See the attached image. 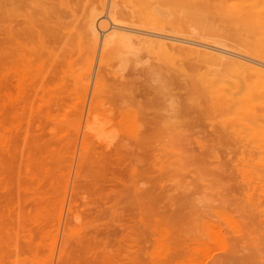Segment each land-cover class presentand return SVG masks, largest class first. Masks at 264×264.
<instances>
[{
	"label": "rangeland",
	"instance_id": "1",
	"mask_svg": "<svg viewBox=\"0 0 264 264\" xmlns=\"http://www.w3.org/2000/svg\"><path fill=\"white\" fill-rule=\"evenodd\" d=\"M90 1L99 24L111 10L135 16L100 27L91 68L83 30L62 45L81 54L67 79L52 57L33 77L12 73L6 99L0 65V264H264V75L252 68L264 70V0ZM53 35L48 54H63Z\"/></svg>",
	"mask_w": 264,
	"mask_h": 264
},
{
	"label": "bare ground",
	"instance_id": "2",
	"mask_svg": "<svg viewBox=\"0 0 264 264\" xmlns=\"http://www.w3.org/2000/svg\"><path fill=\"white\" fill-rule=\"evenodd\" d=\"M90 1V0H89ZM92 1V0H91ZM90 1V2H91ZM117 2H120V1H117ZM89 2L87 3V0H2V8H1V10H2V12L0 13V14H2L1 16V19L0 20H2L1 21V25H0V28L2 29V35H3V39H4V51H2V53L3 54H1L2 55V59H1V63H0V65H2V69H3V73H2V90L4 91V93H5V95H6V97H8V98H6V99H11V97H10V94H9V91H10V88H11V90H12V86L10 87V76H11V74L12 73H15V74H20V73H22L23 74V76L25 75V76H29V77H33V76H35V75H37L38 73H40V72H42V71H45L44 69V67H46V65H48V63L52 60L51 58L52 57H56V58H54V62L52 63V67H51V69H50V72L53 74V78H54V76H55V78H58V79H67L68 78V75H69V77L70 76H74V74H73V71H72V69H73V67H74V65H75V62H76V60H77V58L75 57L76 55H79V59H80V55L81 54H74L75 53V51H73V54H70L69 52L67 53V51L66 50H68V48L66 49V47L64 46V48L62 47V45H63V43L65 42L66 44H68V45H70L71 43H72V41H71V34H73V32H74V34H73V38H74V40L77 38V32L76 31H80V30H83V34H84V32L87 34V36L89 37V39H90V41L92 42V46H93V54H90V57H91V64H90V68H91V66H92V63L94 62V59L96 58V56H97V54L96 53H98V52H96V51H98L97 50V48H98V44H100V40H101V36H100V29L102 28V27H107V26H109V22L108 21H112V23L114 24V26L115 27H113V28H121V27H123V29H124V27L126 26V28H127V26H129V24H127L126 23V25H124V19H125V21H128V22H130L131 20H133V19H130L129 17H131L132 15H130L129 16V14H132V13H128L127 11V13H126V16H124L123 14H121V13H118V11L116 10V11H114V10H111V11H109V14H107L108 16H105L104 14V16L106 17V18H104L105 20L102 22V23H98V21H97V19H99L98 17H99V15H101L102 14V12L100 11V12H96V11H93L94 10V8H92V9H90V10H92V11H89ZM231 4H233V3H231ZM107 6V5H106ZM233 6V5H232ZM92 7V6H91ZM146 7H148V8H150V4H149V2H145V1H143V2H141L140 3V5H139V9L140 10H143V9H145ZM157 6H153V8H155V9H157L156 8ZM107 8V7H106ZM159 8V7H158ZM212 8V7H211ZM104 9V8H103ZM98 10V9H97ZM105 10V9H104ZM125 9H122L121 11H124ZM160 10V9H159ZM164 11V10H163ZM155 12V11H154ZM104 13V12H103ZM107 13V12H106ZM156 13V12H155ZM164 13V12H163ZM123 15L124 16V19H123V17L121 16V15ZM128 14V15H127ZM127 16H128V18H129V20H127ZM134 16V15H133ZM132 16V17H133ZM101 17V16H100ZM135 17V16H134ZM108 19H110V20H108ZM100 21V20H99ZM123 21V22H122ZM135 21H141L142 23V25L145 23V20H142V19H135ZM193 21V20H192ZM133 22H134V20H133ZM132 21H131V23H133ZM136 23V22H135ZM151 23L154 25H157V20L155 21V22H153V20L151 21ZM196 23V22H195ZM197 25V24H196ZM101 27V28H100ZM131 27V26H130ZM116 28V29H117ZM159 28V27H158ZM0 29V30H1ZM62 29H66L67 30V32L65 33V32H63L62 31ZM103 29V28H102ZM131 29V28H130ZM141 29V28H140ZM196 29V28H195ZM58 30H60L59 31V33H62V35L60 34L59 35V33H58ZM104 30V29H103ZM122 30V29H121ZM125 30V29H124ZM132 31H134V32H141V30H138V29H131ZM111 31H112V29H111ZM131 31V32H132ZM130 32V31H129ZM54 33H57V34H54ZM76 33V34H75ZM80 33V32H79ZM113 33V32H112ZM54 34V35H53ZM65 34H67L66 36H67V39L65 38V39H63L64 38V35ZM82 34V35H83ZM133 34H135V33H133ZM155 34H157V33H155ZM52 35H53V37L56 35V37H57V35H58V38H59V40H61V42H62V44H60V45H58V43H61V42H59V40H58V38H57V41H58V43H57V45H56V47H57V49H58V47H59V49H60V53H63V54H48V52H53V50H54V46H55V44L54 43H56V39H51L52 38ZM68 35H71L70 37H69V39H68ZM74 35H76V36H74ZM109 35V34H108ZM46 36H48V38H50V39H46V40H48L49 41V43L51 44H48V46L45 48L43 45H42V42H43V39L46 37ZM59 36H63V38L61 39ZM110 36V35H109ZM159 36V35H158ZM158 36H156V37H158ZM56 37H54V38H56ZM76 37V38H75ZM161 36H159V38H160ZM163 37V36H162ZM106 38V37H105ZM1 39V38H0ZM54 40H55V42H54ZM63 40H66V41H63ZM68 40V41H67ZM84 40H85V38H84ZM134 40V39H133ZM133 40H132V42H133ZM141 40V39H140ZM139 40V41H140ZM87 41V40H86ZM167 41V40H166ZM177 41H179V40H177ZM69 42V43H68ZM85 42V41H84ZM137 42V41H136ZM142 42V41H141ZM181 42V41H180ZM187 42V41H186ZM105 43V42H104ZM126 43V42H125ZM124 43V44H125ZM138 43V42H137ZM137 43H135V44H137ZM156 48H154L155 49V51L154 52H157L158 54H160V53H164V52H166L167 50H168V47H167V43H165L164 41H162V39H159V40H157L156 42ZM101 44H103V43H101ZM106 44V43H105ZM105 44H103L102 46L103 47H101L102 48V50H100L101 51V63H99V70H98V75L99 74H101V72H104V71H102V69H103V66L105 65V63L107 62V61H104V59L106 60V58H105V56L109 53V51L106 49V47H104V45ZM189 44V43H188ZM44 45H46V44H44ZM109 45V44H108ZM128 45H133L134 47L136 46V45H134V44H131V43H129ZM190 45V44H189ZM84 46V45H83ZM196 46V45H195ZM127 47V46H126ZM86 48V47H85ZM112 48V47H111ZM138 48H142V46L140 47H138V46H136V48H135V50H137ZM243 48V47H242ZM2 49H3V47H2ZM58 49V50H59ZM65 49V50H64ZM134 49V48H133ZM143 49V48H142ZM219 49V48H218ZM63 50H64V52H66V54H64V52H63ZM113 50V49H112ZM111 49H110V51H112ZM139 50V49H138ZM137 50V51H138ZM76 51H77V49H76ZM133 52H134V50H132ZM131 51V52H132ZM137 51H135V54H134V56H136L137 57V55H136V53H137ZM142 51V50H141ZM189 51V50H188ZM214 51V50H213ZM87 52V51H86ZM113 52V51H112ZM111 52V53H112ZM47 53V54H46ZM57 53V52H56ZM72 53V52H71ZM77 53V52H76ZM202 53V52H201ZM237 53H239V52H237ZM83 54V53H82ZM99 54V53H98ZM110 54V53H109ZM119 54H121V52L119 53ZM127 54V53H126ZM140 54H141V52H140ZM140 54H138V56H140ZM204 54H206V53H204ZM242 54V53H241ZM113 55V54H112ZM125 55V54H124ZM99 56V55H98ZM109 55H107L106 57H108ZM120 56V55H119ZM160 56V55H159ZM202 56H204V55H201L200 57H202ZM113 57V56H112ZM111 57V58H112ZM144 57V56H143ZM149 57V56H148ZM82 58V57H81ZM121 58V57H120ZM131 57H129V60H132L133 58H131ZM139 58H142V57H139ZM151 58V57H150ZM203 58V57H202ZM214 58V57H213ZM50 59V60H49ZM78 59V60H79ZM123 59V58H122ZM136 59V58H135ZM135 59H133V60H135ZM143 59V58H142ZM145 59H146V57H145ZM81 60V59H80ZM87 60V59H86ZM128 60V61H129ZM53 61V60H52ZM99 61V60H98ZM105 62V63H103V66H101L102 65V62ZM121 61H123V60H121ZM139 61H141V59L139 60ZM146 61V60H145ZM229 61V63H231L232 65H234V66H237V65H240L241 63L239 62V61H237V60H235V59H229L228 60ZM126 62V61H125ZM135 62V61H134ZM142 62V61H141ZM140 62V63H141ZM153 62H154V60H153ZM162 62V61H161ZM227 62V61H226ZM124 62H122V64H123ZM143 63H144V61H143ZM158 63V62H157ZM128 64V63H127ZM130 64H131V67H132V63H131V61H130ZM148 64V63H147ZM150 64H152V62H150ZM156 64V63H155ZM114 65V64H113ZM136 65H139V64H137V62H136ZM154 65V64H153ZM168 65V64H167ZM76 66V65H75ZM98 66V65H97ZM143 66V65H142ZM147 66V65H146ZM50 67V66H49ZM129 67V66H128ZM140 67V66H139ZM138 67V68H139ZM148 67V66H147ZM159 67H161L160 66V64H159ZM166 67V66H165ZM47 68V67H46ZM76 68V67H75ZM94 68V67H93ZM105 68V67H104ZM133 68V67H132ZM137 68V69H138ZM188 68V67H187ZM253 68V70L255 71L254 72V74L255 73H260V75L262 74V76L264 75V70H262L260 67H252ZM1 69V68H0ZM78 69V68H77ZM97 69V68H96ZM133 69H135V68H133ZM133 69L131 70V71H133ZM140 69V68H139ZM162 69V68H161ZM250 69V68H249ZM104 70V69H103ZM128 70V69H127ZM147 70V69H146ZM149 70V69H148ZM153 70H158L157 68L156 69H153ZM159 70H160V68H159ZM162 70H164V68L162 69ZM177 70V69H176ZM123 71H125V70H123ZM72 73V75H71V73ZM156 72V71H155ZM160 72H162V71H160ZM69 73V74H68ZM75 73V72H74ZM93 73V72H92ZM126 73V72H125ZM146 73V72H145ZM156 73H158V72H156ZM218 73V72H217ZM88 74V73H87ZM104 74H105V72H104ZM128 74H133L132 72L131 73H128ZM128 74H126L127 76H128ZM135 74H137V72L135 73ZM141 74V73H140ZM151 74H153V73H151ZM155 74V73H154ZM163 74H165V73H162V75ZM102 75V74H101ZM106 75V74H105ZM125 75V74H124ZM143 75V74H142ZM145 75V74H144ZM159 75V74H158ZM161 75V76H162ZM187 75V74H186ZM258 75V74H257ZM50 76H51V74H50ZM132 76V75H131ZM146 76V75H145ZM42 77V76H41ZM52 77V76H51ZM83 77V76H82ZM81 77V78H82ZM99 78H100V76H98ZM102 77V76H101ZM105 77V76H104ZM106 77H107V75H106ZM126 77V76H125ZM223 77V76H222ZM48 78V77H47ZM54 78V79H55ZM130 78V76H128V78H127V82H128V79ZM52 79V78H51ZM110 79V78H109ZM108 79V80H109ZM117 79H119V78H117ZM133 79V78H132ZM160 79V78H159ZM74 80V79H73ZM72 80V81H73ZM87 80V79H86ZM105 80V79H104ZM111 80V79H110ZM115 80V79H114ZM130 80H131V78H130ZM129 80V81H130ZM133 80H135V79H133ZM150 80V79H149ZM153 80V79H152ZM164 80V79H163ZM51 81V80H50ZM54 81V80H53ZM69 81V80H68ZM80 80H78V82H79ZM85 81V80H84ZM117 81V80H116ZM189 81H191V80H189ZM234 81V80H233ZM13 82V81H12ZM44 82H45V80H44ZM57 82V81H56ZM75 82V81H74ZM113 82V81H112ZM122 82V84H123V80L121 81ZM120 82V83H121ZM125 83V85L127 84H130V83ZM131 82H132V80H131ZM158 81H156V83H157ZM46 83V82H45ZM49 83V82H48ZM51 83V82H50ZM53 83H55V82H53ZM66 83V82H65ZM76 83V82H75ZM80 83V82H79ZM86 83V82H85ZM119 83V82H118ZM234 83V82H233ZM262 87H261V90H263V92H264V78L262 79ZM47 84V83H46ZM69 84V83H68ZM94 84V83H93ZM113 84V83H112ZM116 85H115V87L117 86V85H120L121 86V84H117V83H115ZM136 84V83H135ZM232 84V83H231ZM50 85V84H49ZM58 85H60L59 84V82H58ZM75 85H77V84H75ZM101 85V84H100ZM108 85V87H109V84H107ZM124 85V86H125ZM133 85H134V83H133ZM150 85V84H149ZM155 85V84H154ZM158 85V84H157ZM259 85V84H258ZM47 86V85H46ZM45 86V87H46ZM51 86V85H50ZM64 86V85H63ZM88 84L86 85V87H85V89H84V91L85 92H87L88 91ZM98 86V85H97ZM208 86V85H207ZM227 86V85H226ZM231 86V85H230ZM65 88L67 87V85L65 84V86H64ZM64 87H62L63 89H64ZM79 87H80V84H79ZM101 87V86H100ZM113 87V86H112ZM112 87H110V88H108V89H112ZM122 87V86H121ZM135 87V86H134ZM138 87V86H137ZM167 87V86H166ZM51 88H52V86H51ZM59 88V87H58ZM71 89V86L70 85H68V87L66 88V89ZM83 88V87H82ZM102 88V87H101ZM114 88V87H113ZM159 88V87H158ZM223 88H224V86H223ZM60 89V88H59ZM59 89H57V90H59ZM63 89H60V90H62L63 92H64V90ZM100 89V88H99ZM103 89H105V88H103ZM107 89V88H106ZM105 89V90H106ZM106 90V91H110V90ZM115 89H117V88H115ZM123 89V88H122ZM135 89V88H134ZM142 89V88H141ZM162 89V88H161ZM160 89V90H161ZM260 89V88H259ZM1 90V91H2ZM36 90V89H35ZM59 90V91H60ZM117 90H119V89H117ZM117 90H114V91H117ZM197 90V89H196ZM221 90V89H220ZM224 90V89H223ZM66 91V90H65ZM69 91H71V90H69ZM97 91H98V89H97ZM100 91H101V89H100ZM120 91H121V89H120ZM157 91H159V90H157ZM222 91V90H221ZM224 91H226V90H224ZM250 91V90H249ZM248 91V92H249ZM260 91V90H259ZM29 92H31V91H29ZM68 92V91H67ZM92 92V91H91ZM140 92V91H139ZM162 92H163V90H162ZM161 92V93H162ZM260 92H262V91H260ZM69 93V92H68ZM68 93H64V94H66V95H68ZM80 88H79V102H80ZM88 93V92H87ZM96 93V92H95ZM94 93V94H95ZM116 93V92H115ZM122 93V92H121ZM120 93V94H121ZM210 93H211V91H210ZM210 93H208V94H210ZM215 92H213L212 94H214ZM220 93V92H219ZM59 94V93H58ZM63 94V95H64ZM70 94V93H69ZM73 94V96H74V93H72ZM76 94V93H75ZM85 94V93H84ZM123 94H124V92H123ZM151 94V93H150ZM207 94V95H208ZM27 95H29V94H27ZM60 95H62V93H60ZM96 95H98L97 93H96ZM96 95H94V96H96ZM100 95V94H99ZM108 95V94H107ZM118 95V94H117ZM153 95V94H152ZM69 96V95H68ZM70 96H72V95H70ZM69 96V97H70ZM85 96V95H84ZM119 96V95H118ZM199 96H201V95H199ZM214 96V95H213ZM219 96V95H218ZM220 96H222V95H220ZM249 96V95H248ZM4 97V96H3ZM10 97V98H9ZM56 97V96H55ZM60 97H64V96H60ZM59 97V98H60ZM66 97V96H65ZM215 97H216V95H215ZM223 97V96H222ZM222 97H220V99L222 98ZM254 97H255V95H254ZM58 98V99H59ZM86 98V97H85ZM161 98V97H160ZM13 99V98H12ZM70 99V98H69ZM72 99V98H71ZM70 99V100H71ZM83 99V98H82ZM203 99V98H202ZM216 99V98H215ZM218 99V98H217ZM23 100V99H22ZM85 100H87V99H85ZM90 100V99H89ZM223 100V99H222ZM221 100V101H222ZM224 100H226L225 98H224ZM250 100V99H249ZM4 101V100H3ZM84 101V100H83ZM83 101H81V102H83ZM92 101H94V99L92 100ZM220 101V100H219ZM5 102H6V100H5ZM214 102H215V100H214ZM252 102V101H251ZM217 103V102H216ZM221 103H223V102H221ZM220 103V104H221ZM225 103V102H224ZM55 104V103H54ZM59 105H60V103H59ZM81 105V104H80ZM83 105V104H82ZM216 105V104H215ZM79 106V105H78ZM218 106H219V104H218ZM226 106V105H225ZM65 107V106H64ZM223 107V106H222ZM79 108V107H78ZM86 108V107H85ZM143 110V109H142ZM78 112V111H77ZM77 112H75V113H77ZM74 113V114H75ZM73 114V113H72ZM71 115V114H70ZM78 115V114H77ZM68 117V116H67ZM78 117H80V116H78ZM75 119V118H74ZM260 122V121H259ZM82 123V122H81ZM241 123V122H240ZM249 124V123H248ZM262 124V123H261ZM260 124V125H261ZM260 125H258V127H261ZM263 125V124H262ZM254 126V125H253ZM263 127V126H262ZM262 129V128H261ZM264 129V128H263ZM98 130V129H97ZM257 130V129H256ZM255 130V131H256ZM257 133H258V131H257ZM147 134V133H146ZM145 134V136H143V137H147V135ZM152 134V133H151ZM151 134H149V135H151ZM261 134V133H260ZM263 134V133H262ZM143 135V134H142ZM152 135H154V134H152ZM158 136V135H157ZM157 136H155V137H157ZM161 136V135H160ZM167 136V135H166ZM170 136V135H169ZM263 136V135H262ZM142 137V136H141ZM151 136H149V138H150ZM162 137V136H161ZM174 137V136H173ZM152 138H153V136H152ZM177 138V137H176ZM139 139H141V138H139ZM144 138H142V140H143ZM174 139V138H173ZM147 141L148 140V138L147 139H144V141ZM153 140V139H152ZM152 140H150V141H152ZM155 141H156V139H154ZM159 140V139H158ZM149 141V140H148ZM164 142V141H163ZM165 142H166V139H165ZM151 143V142H150ZM173 143V142H172ZM147 144V143H146ZM153 144V143H152ZM163 144V143H162ZM169 144H171V143H169ZM156 145V144H155ZM143 146V145H142ZM167 146V145H166ZM165 146V147H166ZM162 147V146H161ZM148 148V147H147ZM146 148V149H147ZM153 149H154V147H153ZM166 149H167V147H166ZM150 150V149H149ZM148 150V151H149ZM159 150V149H158ZM164 150V149H163ZM168 151H170L169 149H168ZM155 152V151H154ZM185 152V151H184ZM184 152H182V153H184ZM152 153V152H151ZM173 153V152H172ZM186 153V152H185ZM157 154V153H156ZM160 154V153H159ZM168 154V153H167ZM158 155V154H157ZM185 155V154H184ZM164 156V155H163ZM168 156V155H167ZM151 158V157H150ZM169 159V158H168ZM184 159L186 160L187 158H185L184 157ZM159 160V159H158ZM167 160V159H166ZM165 160V161H166ZM176 160V159H175ZM174 161V160H173ZM184 161V160H183ZM191 161V160H190ZM150 163V162H149ZM165 163V162H164ZM174 163V162H173ZM188 163H189V161H188ZM150 164H152V163H150ZM19 165V164H18ZM170 165V164H169ZM174 165V164H173ZM150 166V165H149ZM154 166V165H153ZM164 166V165H163ZM167 166V165H166ZM180 166V165H179ZM187 166V165H186ZM193 166V165H192ZM220 166V165H219ZM169 168V167H168ZM199 168H201V167H199ZM151 169V168H150ZM164 169V168H163ZM172 169V168H171ZM171 169H170V171H171ZM174 169V168H173ZM176 169V168H175ZM146 170V169H145ZM190 170V169H189ZM151 171H152V169H151ZM162 171V170H161ZM177 171V170H176ZM179 171V170H178ZM183 171H186V170H183ZM219 171V170H218ZM162 173V172H161ZM182 172H180V174H181ZM203 173V172H202ZM159 174V173H158ZM198 174V173H197ZM200 174V173H199ZM164 175V174H163ZM166 175V174H165ZM208 175V174H207ZM17 176H18V174H17ZM179 176V175H178ZM152 177V176H151ZM175 178V177H174ZM18 179V178H17ZM184 179V178H183ZM203 180L205 179V178H202ZM157 180H158V178H157ZM174 180V179H173ZM177 181H178V179H176ZM263 180V179H262ZM176 181V182H177ZM184 181V180H183ZM210 181V180H209ZM215 181V180H214ZM156 182V181H155ZM187 182V181H186ZM189 182V181H188ZM187 182V184H189ZM216 182V181H215ZM218 182V181H217ZM179 183V182H178ZM158 184V183H157ZM183 184V183H182ZM185 185H186V183H185ZM185 187V186H184ZM176 188V187H175ZM187 188H188V186H187ZM125 189H127V188H125ZM151 189V188H150ZM178 189V188H177ZM181 190H182V188H180ZM185 189V188H184ZM172 190V189H171ZM126 192H127V190H125ZM161 191V190H160ZM185 191V190H184ZM122 192V191H121ZM130 192V191H129ZM2 194V193H1ZM158 194H159V192H158ZM153 195H155V194H153ZM161 195V194H160ZM178 195V194H177ZM125 196H126V194H125ZM129 196V195H128ZM185 196V195H184ZM156 197V196H155ZM157 197H158V195H157ZM164 197V196H163ZM126 198V197H125ZM161 199V198H160ZM121 200V199H120ZM126 200V199H125ZM165 200V199H164ZM181 200V199H180ZM127 201H129V199L127 200ZM152 201H154V200H152ZM163 201V200H162ZM184 201V200H183ZM126 202V201H125ZM179 202V201H178ZM181 202V201H180ZM186 202V201H185ZM184 202V203H185ZM131 203H133V201H131ZM153 203V202H152ZM183 203V202H182ZM181 203V204H182ZM171 204V203H170ZM180 204V203H179ZM159 205V204H158ZM175 205H176V203H175ZM169 206V205H168ZM128 207V206H127ZM127 207L125 208L126 210H127ZM170 207H171V205H170ZM180 207V206H179ZM183 208H184V206H183ZM128 209H130V208H128ZM154 209V208H153ZM180 209V208H179ZM182 209V208H181ZM177 210V209H176ZM168 211H170V210H168ZM183 211V210H182ZM185 211H186V208H185ZM133 212V211H132ZM155 212V211H154ZM157 213V212H156ZM168 213V212H167ZM171 213H172V211H171ZM177 213V212H176ZM183 213V212H182ZM186 213V212H185ZM134 214V213H133ZM173 214V213H172ZM155 215V214H154ZM157 215V214H156ZM183 215V214H182ZM131 216H133V215H131ZM169 216V215H168ZM188 216H189V213H188ZM165 217V216H164ZM182 217V216H181ZM185 217V216H184ZM175 218V217H174ZM74 219V218H73ZM72 219V220H73ZM168 219H170V218H168ZM176 219V218H175ZM131 220V219H130ZM177 220V219H176ZM127 221V220H126ZM164 221V220H163ZM170 221H171V219H170ZM180 221V220H179ZM183 221V220H182ZM182 221H180V222H182ZM185 221V220H184ZM247 222V221H246ZM128 223V222H127ZM173 223H171V225H172ZM176 225H178V223H176ZM182 225V224H181ZM168 226H170V225H168ZM183 226V225H182ZM134 227V226H133ZM179 227V226H178ZM247 227H248V225H247ZM109 228V227H108ZM125 228V227H124ZM129 227H127V229H128ZM172 228V227H171ZM185 228V227H184ZM126 229V230H127ZM175 229V228H174ZM187 229V228H186ZM185 229V230H186ZM251 229V228H250ZM110 231H112L113 232V230H110ZM135 231V230H134ZM149 231V230H148ZM188 231V230H187ZM186 231V232H187ZM250 231V230H249ZM245 232V231H244ZM247 232V231H246ZM140 233V232H139ZM146 233V232H145ZM149 233V232H148ZM171 233V232H170ZM250 233H251V231H250ZM112 234V233H111ZM116 234V233H115ZM141 234V233H140ZM148 235V234H147ZM246 235V234H245ZM110 236V235H109ZM175 236V235H174ZM180 236V235H179ZM179 236H177V237H179ZM172 237V236H171ZM144 238V237H143ZM176 238V237H175ZM236 238V237H235ZM14 239V238H13ZM178 239V238H177ZM238 239H240L239 237H238ZM248 239V238H247ZM250 239V238H249ZM248 239V240H249ZM253 240V239H252ZM176 241V240H175ZM144 242V241H143ZM179 242V241H178ZM145 243V242H144ZM233 243V242H232ZM175 244V243H174ZM248 244V243H247ZM176 245V244H175ZM235 245V244H234ZM231 246V245H230ZM236 246V245H235ZM239 246V245H238ZM173 247V246H172ZM233 247V246H232ZM173 249V248H172ZM236 249V248H235ZM239 249V248H238ZM229 251H231V250H229ZM234 251V250H233ZM231 253H235V252H232L231 251ZM230 253V254H231ZM229 253H228V255H230ZM236 254V253H235ZM227 255V256H228ZM233 255V254H232ZM229 257V256H228ZM224 258V257H223ZM229 259V258H228ZM228 259H226V260H228ZM233 259H235V258H232V260ZM225 260V263L224 264H227L229 261H226ZM235 261V260H234ZM231 263H232V261H230ZM229 262V263H230ZM234 263V262H233Z\"/></svg>",
	"mask_w": 264,
	"mask_h": 264
}]
</instances>
